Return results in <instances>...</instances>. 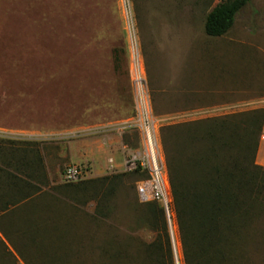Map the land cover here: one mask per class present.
<instances>
[{"label": "rangeland", "instance_id": "obj_1", "mask_svg": "<svg viewBox=\"0 0 264 264\" xmlns=\"http://www.w3.org/2000/svg\"><path fill=\"white\" fill-rule=\"evenodd\" d=\"M220 1L0 0V147L35 162L47 150L58 194L47 195L58 226L40 233L27 231L28 220L19 225L24 234L7 238L21 241L25 256L8 253L0 238V264H184L171 194L169 222L157 219L168 254L163 234L154 248L157 232L136 192L142 177L124 163L141 148L137 78L159 120L164 163L166 127L264 110V0H250L225 35L208 37L205 19ZM263 160L264 124L254 158L262 170ZM72 163L86 166L88 179L126 176L88 186L94 201L77 203L60 190ZM239 222L221 264H264V211Z\"/></svg>", "mask_w": 264, "mask_h": 264}, {"label": "trees", "instance_id": "obj_2", "mask_svg": "<svg viewBox=\"0 0 264 264\" xmlns=\"http://www.w3.org/2000/svg\"><path fill=\"white\" fill-rule=\"evenodd\" d=\"M250 0H222L206 16L204 32L208 37H221L233 26L237 14ZM264 124V110L254 109L237 115L196 120L166 127L162 136L165 166L172 198V207L178 222L184 264H221L224 252L234 248L239 220L247 213L264 211V170L254 164L258 138ZM24 151V150H23ZM24 159L4 153L2 159ZM32 161V160H31ZM25 165V176L33 180L39 177L37 162ZM21 166V165H20ZM0 177L10 180L17 177L0 169ZM142 178L143 174L132 172ZM126 174L87 179L80 185L66 184L61 192L65 197L83 204L94 201L96 193L86 194L94 183L108 187ZM89 186V187H88ZM56 189V188H55ZM53 188V190L55 191ZM32 196L38 187L31 186ZM107 189L104 195H109ZM56 200L54 195L49 194ZM147 214L153 231L157 232L156 250H161V234L169 248V235L158 216L164 219L165 212L157 202L146 203ZM57 211V210H56ZM246 214V215H244ZM164 221V220H163ZM56 223V222H55ZM52 223L49 228L58 225ZM48 233V232H47ZM218 246V248H217ZM39 251V250H38ZM37 251V252H38ZM167 264H173L169 260Z\"/></svg>", "mask_w": 264, "mask_h": 264}, {"label": "crops", "instance_id": "obj_3", "mask_svg": "<svg viewBox=\"0 0 264 264\" xmlns=\"http://www.w3.org/2000/svg\"><path fill=\"white\" fill-rule=\"evenodd\" d=\"M44 150L42 148L40 149V154L43 159L42 164L44 165V167L42 165V168H37L38 173L42 178L39 183L36 184L25 176V174L29 172V170L25 168V165H28L29 167V164H32V161L25 158L22 160H18L15 158L4 160L2 159L4 150L2 149V147H0V169L5 170L6 173H10L13 176H16L18 185H14L15 178L6 180L5 178L0 177V238L2 239V243L5 246H11L8 247V253L16 257L25 256V254H23L21 248L19 247L21 241L18 242L16 239H11L10 242L7 237H21L24 234V229L19 228V225L25 224L28 220L29 222L33 223L28 227L27 231H32V229H35L36 231H40V233H42V231L47 228L48 225L56 222V215L54 219L51 215L55 212L56 209L52 203L47 202V195L53 193L55 194L56 192H54V190L52 189L54 188V183L51 182L48 177V169L44 159V153L47 150ZM11 153L14 154V150H11ZM87 156H89V154ZM89 157L93 158L92 156ZM96 166L98 167V165ZM95 170L93 172V176L103 175L99 170ZM32 185L34 187H38L39 190L33 193L32 196H30L32 193ZM48 191L50 193H48ZM56 195L58 194H55V196ZM62 195L64 196V194ZM24 243L27 242L25 241ZM29 245L30 243H28V246ZM27 255H31V253H28Z\"/></svg>", "mask_w": 264, "mask_h": 264}, {"label": "built area", "instance_id": "obj_4", "mask_svg": "<svg viewBox=\"0 0 264 264\" xmlns=\"http://www.w3.org/2000/svg\"><path fill=\"white\" fill-rule=\"evenodd\" d=\"M138 81L136 98L137 123L141 137V148L133 153L124 163L129 172L143 174L136 183V192L140 203L157 202L168 215L170 207V188L167 178L161 147L156 135L159 120L150 112L147 96L142 89L141 79ZM89 170L82 164H71L62 173V180L66 184L78 183L88 179ZM174 264H178L177 261Z\"/></svg>", "mask_w": 264, "mask_h": 264}, {"label": "water", "instance_id": "obj_5", "mask_svg": "<svg viewBox=\"0 0 264 264\" xmlns=\"http://www.w3.org/2000/svg\"><path fill=\"white\" fill-rule=\"evenodd\" d=\"M166 218H167V221L169 222L168 215H166ZM170 242H171L172 248L174 249L171 233H170Z\"/></svg>", "mask_w": 264, "mask_h": 264}, {"label": "bare ground", "instance_id": "obj_6", "mask_svg": "<svg viewBox=\"0 0 264 264\" xmlns=\"http://www.w3.org/2000/svg\"><path fill=\"white\" fill-rule=\"evenodd\" d=\"M140 67V66H139ZM172 236V235H171ZM173 239V238H172ZM173 241V240H172Z\"/></svg>", "mask_w": 264, "mask_h": 264}]
</instances>
